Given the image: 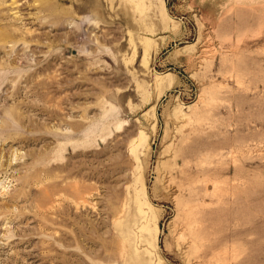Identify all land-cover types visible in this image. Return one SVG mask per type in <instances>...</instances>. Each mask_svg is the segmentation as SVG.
Listing matches in <instances>:
<instances>
[{"label":"rangeland","instance_id":"374dc122","mask_svg":"<svg viewBox=\"0 0 264 264\" xmlns=\"http://www.w3.org/2000/svg\"><path fill=\"white\" fill-rule=\"evenodd\" d=\"M0 264H264V0H0Z\"/></svg>","mask_w":264,"mask_h":264}]
</instances>
